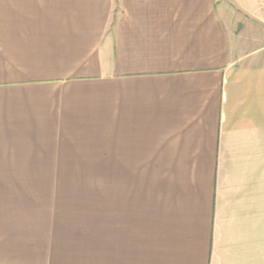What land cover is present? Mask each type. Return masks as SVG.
Here are the masks:
<instances>
[{"label":"crops","instance_id":"0c3cea01","mask_svg":"<svg viewBox=\"0 0 264 264\" xmlns=\"http://www.w3.org/2000/svg\"><path fill=\"white\" fill-rule=\"evenodd\" d=\"M0 184V264H264V0H0Z\"/></svg>","mask_w":264,"mask_h":264},{"label":"rangeland","instance_id":"374dc122","mask_svg":"<svg viewBox=\"0 0 264 264\" xmlns=\"http://www.w3.org/2000/svg\"><path fill=\"white\" fill-rule=\"evenodd\" d=\"M77 171H83V169H77ZM84 172H86L85 170H84ZM83 176H85V177H88L89 179H90V181L93 179V177L92 176H90L87 172L86 173H84V175H82V176H79V175H74L73 177H70L71 179L73 178V179H83L84 177ZM10 186H11V184H3V185H1L0 184V192H6V193H10L9 191H11L10 190ZM80 192H82L81 190H80ZM12 194V193H11ZM27 195V197L25 198L24 196H20L21 198L20 199H12L11 201H10V203H11V205H9V206H11L12 208H26V207H28L29 206V204L32 202V200L34 199L33 197H30L29 198V194H26ZM36 200H38V198H36ZM7 202V201H6ZM86 202V201H85ZM88 202V201H87ZM94 205H96L97 206V208H95V211L98 213V202L95 204L94 203ZM94 218V217H93ZM97 218V217H96ZM98 219V218H97Z\"/></svg>","mask_w":264,"mask_h":264}]
</instances>
